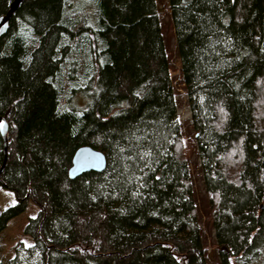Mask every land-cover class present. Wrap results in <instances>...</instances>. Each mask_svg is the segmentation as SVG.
<instances>
[{
    "label": "trees",
    "instance_id": "trees-1",
    "mask_svg": "<svg viewBox=\"0 0 264 264\" xmlns=\"http://www.w3.org/2000/svg\"><path fill=\"white\" fill-rule=\"evenodd\" d=\"M168 1L219 264H264V0ZM170 71L156 0L19 6L0 39V234L38 212L6 264H207ZM81 147L106 166L71 179Z\"/></svg>",
    "mask_w": 264,
    "mask_h": 264
},
{
    "label": "rangeland",
    "instance_id": "rangeland-1",
    "mask_svg": "<svg viewBox=\"0 0 264 264\" xmlns=\"http://www.w3.org/2000/svg\"><path fill=\"white\" fill-rule=\"evenodd\" d=\"M156 4L160 17L163 42L171 63L170 73L174 80L173 83L177 96V114L182 126L186 158L189 162V167L193 177L199 212L198 223L207 247V264H219L215 231L209 214V203L203 184L200 158L198 156L195 141V132L192 128L189 107L186 103L185 92L181 82L180 65L176 56V42L172 28V20L170 17L169 1L156 0ZM77 98L79 97L74 96L72 98L73 104L81 106L83 104V100ZM14 204L15 200L12 193L0 188V213ZM37 212V207L30 203L27 210L23 214L8 222L5 230L0 234V264H6V262L14 256L15 250L20 245L25 247L32 245L30 238L23 234V228L28 219L35 217Z\"/></svg>",
    "mask_w": 264,
    "mask_h": 264
},
{
    "label": "water",
    "instance_id": "water-1",
    "mask_svg": "<svg viewBox=\"0 0 264 264\" xmlns=\"http://www.w3.org/2000/svg\"><path fill=\"white\" fill-rule=\"evenodd\" d=\"M25 0H14L8 12L5 16L0 17V39L6 34L8 30L9 21L14 14V12L19 8V6ZM0 121L3 122V127L0 128V135L4 142V154L6 155V147H7V133H8V125L4 118L0 117ZM2 165L0 169V173L3 170ZM106 159L104 155L98 151L91 149L90 147H81L77 149L73 155L71 167L69 169V177L71 179H75L86 172H96L100 173L105 169Z\"/></svg>",
    "mask_w": 264,
    "mask_h": 264
},
{
    "label": "snow or ice",
    "instance_id": "snow-or-ice-1",
    "mask_svg": "<svg viewBox=\"0 0 264 264\" xmlns=\"http://www.w3.org/2000/svg\"><path fill=\"white\" fill-rule=\"evenodd\" d=\"M3 127V122L2 121H0V128H2Z\"/></svg>",
    "mask_w": 264,
    "mask_h": 264
}]
</instances>
